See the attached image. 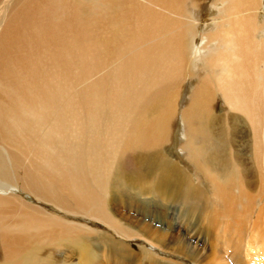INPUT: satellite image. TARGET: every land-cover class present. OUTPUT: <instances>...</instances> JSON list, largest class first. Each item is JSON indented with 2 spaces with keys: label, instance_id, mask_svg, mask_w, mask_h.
<instances>
[{
  "label": "bare ground",
  "instance_id": "bare-ground-1",
  "mask_svg": "<svg viewBox=\"0 0 264 264\" xmlns=\"http://www.w3.org/2000/svg\"><path fill=\"white\" fill-rule=\"evenodd\" d=\"M186 1L6 0L0 7V264H53L44 259L45 241L72 242L80 264H98L90 241L105 245L109 237L83 226L61 232L37 201L74 217L89 207L122 236L103 194L148 184L161 202L193 170L203 191L174 201L191 200L199 217L217 208L206 212L205 231L228 254L206 264H264V220L261 229L246 187L264 191L263 0H194L190 8ZM215 104L226 110L222 128ZM200 128L208 165L194 140ZM174 145L176 162L163 151ZM137 225L134 236L158 234ZM179 243V255L198 263L191 245Z\"/></svg>",
  "mask_w": 264,
  "mask_h": 264
},
{
  "label": "rangeland",
  "instance_id": "rangeland-1",
  "mask_svg": "<svg viewBox=\"0 0 264 264\" xmlns=\"http://www.w3.org/2000/svg\"><path fill=\"white\" fill-rule=\"evenodd\" d=\"M5 1L6 0H0V7ZM192 1L194 0H188L189 3L186 1L187 7H191ZM212 1L213 0H195V2H197L200 6L204 4L210 5ZM262 3V14H264V0ZM199 15L200 14H198V18ZM180 91L181 89L179 88L178 92ZM214 106L215 110H213L212 114H216V117L221 119L220 127L222 128V116L226 113V110L222 108L219 109L216 104ZM235 124L236 123L234 121H228V126L231 128L232 126H235ZM199 131L200 132L196 134L194 140L197 143V147L200 150L201 155L206 157L202 164L208 165L210 159L207 156L206 149V144L208 142L206 138L207 132L203 128H200ZM239 137L240 134H238L234 139H231L233 146H236L237 148L238 143L241 142ZM154 141L155 140L152 139L151 143ZM175 148L176 146L174 145L171 148L166 147L163 150L167 152L166 154L172 162H176L174 154ZM8 151L10 153L14 152L11 147L8 148ZM195 172L196 171L194 170L192 172L187 171L185 182L182 183L180 187L166 191L164 197L161 199V202L160 200H156L155 192L149 188L148 184L142 186L140 190L136 191L124 189L117 190V188L114 187L113 189L110 188V190L107 191L106 197H104L103 194V199L106 201L108 208L111 210V215H108L107 217L112 218L111 224H113V226L116 227L119 232L121 231L119 234L122 233V236L110 229L108 225L103 224L100 219L95 218L91 214L89 207L84 209L82 214L78 217L71 216L69 212H63L57 208L55 209L52 204L41 201H37V208L47 212L50 220L61 224L63 226V230L61 232H65L67 229L73 232H79L77 227L83 226L87 229V234L96 231L100 235H107L109 237V241H107L105 245H97L92 240L90 241L92 251L98 255V264H199V262L202 261L203 262L201 264H206L209 260H211L213 254L220 260L221 258L223 260L224 257L227 259L228 254L225 252L224 256L223 245L219 244L216 246L214 239H212V235H210V233L207 234L205 231L207 221L205 216L206 212L218 211V209L214 206H210L207 208V210H205L204 215L199 217V211L193 202H191V200L185 201L183 199L174 201L177 193L189 191L190 189L196 190L197 198L199 197V191H203V178L202 174H197ZM224 173L225 172L223 170L220 171L219 174L220 176H223ZM239 176L246 185L240 171ZM246 187L248 193L251 192L253 198H255L254 211L257 213L256 223L262 229V223L264 220L263 187L260 185H257L254 188L247 185ZM25 191L30 193V191ZM36 193L39 197L42 196L40 190H37ZM107 197H114V202L109 204ZM167 199H169L168 202H166ZM70 201L71 200L67 201L68 207L71 206ZM202 201L204 200H201V202ZM261 201L263 203H261ZM195 202H197V200ZM185 209H189L191 211L186 218H184ZM148 215L150 216L149 218H147ZM156 216L160 217L156 218ZM159 218H162L163 220H160ZM143 221L150 224L153 231L158 230V236L156 234H152L150 236H134V230L136 231L139 229L138 225L136 226V224ZM160 230H164L166 233L160 237L161 240H159V244H157L156 241L159 239L158 237L161 234ZM81 233H84V231ZM252 235L255 236L256 241L259 240L257 238V231L253 230L252 233H249V236ZM94 236H96V234H94ZM151 238H153V240ZM176 240H183L187 242V244L191 245L189 248L191 247L190 250L192 251V254L195 256L196 260L198 259V263L190 260L188 256L179 255L182 253V250L177 251V249L178 247L179 249L181 248V244L179 243L178 245H173ZM147 241L153 245V249L150 250L148 248ZM259 241L264 245V240L262 238ZM58 242L63 244L57 245L56 243L45 241V243L41 245L44 259H48L53 264H80L81 253L77 247L72 246L75 244L72 242L71 244H67L65 241ZM109 246L112 247L109 248ZM170 246H174V248H171ZM212 246L219 249V251L213 252ZM69 247H72L73 249ZM244 260L245 258L243 256V261Z\"/></svg>",
  "mask_w": 264,
  "mask_h": 264
}]
</instances>
